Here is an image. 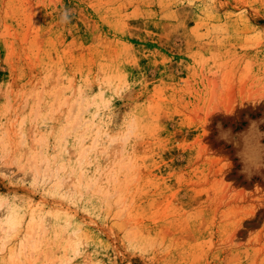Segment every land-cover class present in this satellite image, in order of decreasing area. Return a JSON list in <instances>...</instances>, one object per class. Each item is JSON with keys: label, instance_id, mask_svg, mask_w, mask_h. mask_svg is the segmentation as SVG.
Listing matches in <instances>:
<instances>
[{"label": "rangeland", "instance_id": "rangeland-1", "mask_svg": "<svg viewBox=\"0 0 264 264\" xmlns=\"http://www.w3.org/2000/svg\"><path fill=\"white\" fill-rule=\"evenodd\" d=\"M257 89L264 0H0V264H264Z\"/></svg>", "mask_w": 264, "mask_h": 264}, {"label": "clouds", "instance_id": "clouds-1", "mask_svg": "<svg viewBox=\"0 0 264 264\" xmlns=\"http://www.w3.org/2000/svg\"><path fill=\"white\" fill-rule=\"evenodd\" d=\"M247 100L253 105L264 101V89H257L255 94H250ZM221 109L223 110L218 105H211L208 109L207 117ZM232 111L224 112L231 114ZM262 125H264V118L251 120L249 121L248 127L238 133H234L231 128L224 129L218 125L219 132L217 138L225 143L231 144L236 150L235 155L241 164L240 172L246 177L259 174L264 169V127ZM221 159L225 162V167L222 169L223 175L224 170L230 169L232 164L229 159Z\"/></svg>", "mask_w": 264, "mask_h": 264}]
</instances>
